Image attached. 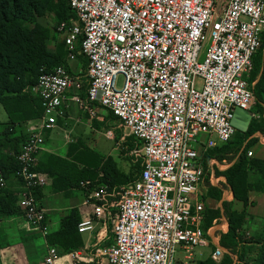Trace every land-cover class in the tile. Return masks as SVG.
<instances>
[{
	"label": "built area",
	"instance_id": "1",
	"mask_svg": "<svg viewBox=\"0 0 264 264\" xmlns=\"http://www.w3.org/2000/svg\"><path fill=\"white\" fill-rule=\"evenodd\" d=\"M69 5L75 16L57 24V33L67 63L82 57L87 68L69 73L56 66L30 88L43 115L26 124L16 156L21 214L6 219L21 221L26 235L46 240L47 211L36 193L51 179L37 169L39 154L45 132L58 127L76 102L92 118L104 120L100 109L116 117L139 144L142 170L135 181L113 190L103 173L80 182L88 195L78 232L90 237L99 223L107 232L111 220L110 245L102 246L110 238L101 236L103 230L96 242L67 254L48 244L39 264H180V250L190 259L197 248H211L212 259L220 262L228 250L221 238L229 222L222 215L205 229L206 199L209 187L226 185L215 168L223 171L232 162L212 158L205 168L203 155L236 134V108L253 112L257 80L250 78L264 45V0H69ZM80 77L87 79L85 99ZM253 137L264 142V134ZM5 188L0 171V189ZM116 196L119 201L111 200ZM222 198L233 200L232 190L226 187Z\"/></svg>",
	"mask_w": 264,
	"mask_h": 264
},
{
	"label": "trees",
	"instance_id": "2",
	"mask_svg": "<svg viewBox=\"0 0 264 264\" xmlns=\"http://www.w3.org/2000/svg\"><path fill=\"white\" fill-rule=\"evenodd\" d=\"M50 12L55 13L57 24L75 16L69 0H0V106L8 117L7 122H0V171L7 181V188L0 189V223L6 218L21 214L17 206L20 181L17 177L19 164L16 156L25 140V134H21L20 128L43 115L41 100L30 93V88L37 83L43 72L51 71L56 66H65L69 73H72L66 60L68 51L63 39L55 50H52L49 42L53 38V32L39 23V19ZM58 36L60 37V34ZM84 60L87 68V61ZM258 76L256 87L261 90L255 92L256 103L253 112L262 114L264 112V74L260 73V68L255 61L250 82ZM86 89L87 87L85 92ZM110 114L116 120V117ZM64 119L59 118L58 122ZM257 133L264 134V121L252 119L246 132L238 130L228 143L220 148L209 150L204 155L205 168L208 167L207 164L212 158L221 162L223 160L232 162V165L223 171L218 167L215 168L216 176H223L226 185H222L221 188L209 187L208 192L211 195L215 192L214 196L222 197L224 189L228 187L232 190L233 200L227 201L221 198L220 207L208 208L204 224V228L208 229L212 226L214 219L222 215L228 218L229 230L221 238L222 246L228 250H235L238 246L235 226L245 223L251 193L264 192V159L248 156V152L251 151L249 148L256 141L253 136ZM7 148H12V155L3 154ZM68 156L73 160L50 155L48 162L43 166L38 164V170L54 177L56 189H74L79 186L81 180H93L99 173H103L102 181L111 188L136 180L120 171L112 158L105 159L101 168L90 172V168L81 166L84 157L70 154ZM38 192L40 189L37 190V195ZM208 198L211 199L209 194ZM236 203L241 204V209L234 207ZM80 213V210L72 209L62 219L59 229L48 235V244L58 247L62 254L80 250L84 246L83 237L78 232ZM262 227L264 232V221ZM257 247L254 264H264V233L257 240Z\"/></svg>",
	"mask_w": 264,
	"mask_h": 264
},
{
	"label": "rangeland",
	"instance_id": "3",
	"mask_svg": "<svg viewBox=\"0 0 264 264\" xmlns=\"http://www.w3.org/2000/svg\"><path fill=\"white\" fill-rule=\"evenodd\" d=\"M39 23L45 27H48L53 32V38L49 42V46L52 50H55L56 46L60 44L62 41L61 36H58L57 33V19L54 12L48 13L44 18L39 19ZM260 63V61H259ZM257 62L259 68H261L260 64ZM85 60L81 57H78L75 62H71L69 64V68L72 71H79L82 68L85 73ZM255 80H259L256 77ZM123 79L118 78L117 83L118 86H121ZM81 83L82 87L80 90V96L82 99L86 98L85 87L87 85V79L85 77H80L78 81ZM261 89H258L255 85L254 93L259 92ZM72 107L69 111L68 117L65 120L60 122L61 127L59 130L54 132L55 140L59 141L58 149L61 148V152L64 153L65 150L74 154L73 156L84 157L83 164L81 166H85L90 168L93 172L97 170L96 168H101L102 163L107 158H112L115 160L117 167L120 171L126 173L131 177V179L139 178V175L142 170V163L139 157L137 156V151L139 148V144L134 137H128L125 135L124 129L120 127V125L116 122L115 118L110 114L100 109L98 111V116H104V120L100 121L97 117H90L82 108L79 107L78 103H71ZM254 109V108H253ZM259 111L260 108H257ZM253 120L262 122L264 121V112L262 114H256V117H253ZM0 121L5 123L8 121V117L4 109L0 106ZM21 134H25L27 130V126L23 125L20 128ZM110 133L113 134L114 138H111ZM256 140L249 150H251L252 156L260 157L264 159V142H260V139L254 137ZM207 153V152H206ZM204 153V155L206 154ZM4 155H12V148H7L3 152ZM69 155V154H68ZM203 155V162H204ZM208 166V164H207ZM97 178V177H96ZM87 180V179H86ZM83 181V180H81ZM117 187V186H116ZM110 190L115 189L109 186ZM75 191H70L72 194L71 197H75V195L83 194L84 201L86 200V196L88 195V191L81 187V183L78 187H75ZM70 190V189H69ZM117 190H114L116 192ZM208 194L211 196L210 200H207V209L208 208H217L222 205L221 203V195L214 196L215 192L211 195L210 192ZM207 194V195H208ZM111 200L119 201V197L116 196L111 198ZM236 209H241V204L236 203L234 207ZM73 209H78L77 207H73ZM247 217L245 223L243 225H236V241L238 246L235 250H227V253L224 254L223 259L220 262H215L212 257L211 249L204 250V253L200 254V250H193L192 260L190 264H199L203 262V264H254V260L257 254V240L264 233L263 232V221H264V192L255 191L250 195V202L246 209ZM215 220V219H214ZM213 220V221H214ZM212 221V224H213ZM211 224V225H212ZM47 225V224H46ZM112 222L108 220L106 230L104 229V224L99 223L95 225V230L92 236H83L84 245L85 244H93L96 242L97 235L101 232V236L107 233L109 240L102 243V246L110 245L113 242V237L111 233ZM59 226L53 225L50 230L48 229V235L54 232V230L58 229ZM46 235V240L48 238ZM27 241V240H24ZM38 244L42 246L43 251L36 255H40V258L44 255V251L46 249L44 239L36 240ZM206 252V253H205ZM37 258H35L31 264H37Z\"/></svg>",
	"mask_w": 264,
	"mask_h": 264
},
{
	"label": "crops",
	"instance_id": "4",
	"mask_svg": "<svg viewBox=\"0 0 264 264\" xmlns=\"http://www.w3.org/2000/svg\"><path fill=\"white\" fill-rule=\"evenodd\" d=\"M263 44H264V34H263ZM255 61L258 63L260 61L259 63L261 66L260 73L264 74V45L263 48L254 57V65H255ZM71 103H75V102H71ZM60 127H61L60 122H58V127L45 132V145L43 150L39 154V163L42 164V166L43 164L48 162L50 155H55V156L57 155L60 156L61 158H66L69 160L71 159L68 156V154H70L71 151L67 153V151L65 150V152L62 153L60 151L61 148L60 149L57 148L60 142L55 140V138L53 137L54 132L56 130H59ZM47 174L50 176L51 180L45 188L41 189L40 192H38L37 197L40 204L44 206L47 211L46 226L47 229L50 230L51 227L53 228V225L60 227V223L62 219L69 214V212L73 209V207H77L80 210H83L84 209L83 204L85 198L83 194H78L75 195V197H71L72 194L70 193V191H75L76 189H70V190L56 189L54 186V181H55L54 177L51 176L49 173ZM206 200H210V198ZM20 224L21 221H16V220L13 221L11 219H6L1 222L0 264H31V262L35 258H37L36 263L39 264L46 255L47 253L46 250L44 251V255L41 258L40 255H36L37 252L40 253L43 251L42 246L38 244L36 240L39 239L43 240L44 238L41 236L31 237L29 235H26ZM58 229L54 231H57ZM44 241L45 244L48 245L47 240L44 239ZM45 247L47 249V246ZM197 249L200 250V254H202L204 253V250L211 248H197ZM185 256H186V252L181 250L178 252L177 258L180 264L184 262H188V264H190L193 253L190 259H186Z\"/></svg>",
	"mask_w": 264,
	"mask_h": 264
},
{
	"label": "water",
	"instance_id": "5",
	"mask_svg": "<svg viewBox=\"0 0 264 264\" xmlns=\"http://www.w3.org/2000/svg\"><path fill=\"white\" fill-rule=\"evenodd\" d=\"M252 119V111L236 108L232 119V124L237 130L246 132L251 124Z\"/></svg>",
	"mask_w": 264,
	"mask_h": 264
}]
</instances>
